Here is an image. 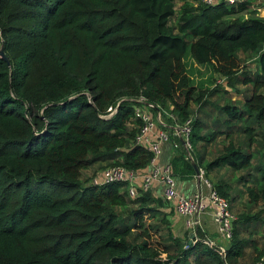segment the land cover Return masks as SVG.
I'll return each mask as SVG.
<instances>
[{
	"label": "trees",
	"instance_id": "16d2710c",
	"mask_svg": "<svg viewBox=\"0 0 264 264\" xmlns=\"http://www.w3.org/2000/svg\"><path fill=\"white\" fill-rule=\"evenodd\" d=\"M176 1L0 0V264H243L264 255V17L257 0ZM252 53L257 70L243 71L240 55ZM187 55L235 91L249 86L242 101L213 105L208 137L197 117L191 134L206 175L240 172L243 190L213 184L236 217L224 253L200 229L196 242L176 236L169 202L150 190L131 196L125 181L82 177L94 165L148 168L136 106L183 122L192 104H208ZM219 134L223 145L208 159ZM173 152L174 176L192 178L190 159Z\"/></svg>",
	"mask_w": 264,
	"mask_h": 264
},
{
	"label": "built area",
	"instance_id": "2783aa9c",
	"mask_svg": "<svg viewBox=\"0 0 264 264\" xmlns=\"http://www.w3.org/2000/svg\"><path fill=\"white\" fill-rule=\"evenodd\" d=\"M217 1L199 0L206 5H214ZM227 1L233 3L236 0ZM137 101L144 104L145 99L139 97ZM150 107L155 108L153 104L149 103L144 104V106H136L134 109V118L141 122L136 141L145 145L152 153L148 168L145 171H136L120 165L110 166L104 169L99 177H94L93 183L125 181L128 183L131 196H136L139 188L147 191L151 190L157 183L163 185L162 197L172 204L178 215L185 218V225L193 234L191 242H196L199 239L196 234L199 224L197 215L207 207L203 202V192L199 189L189 196L178 192L171 161L159 162V156L165 143H168L173 151H180L186 159H190L191 162L194 161L191 134L196 117L189 115L183 122H178L173 112L164 115L161 110L156 108L153 113ZM108 110L112 114L115 108L109 107ZM194 177L207 188L206 198L213 207V220L216 223L217 231L222 238L228 241L232 237V222L236 218L229 208L228 199L218 193L213 183L208 179L204 168L199 167ZM206 242L210 245L215 243L211 240H206ZM219 249L221 253H224L225 249L222 245L219 246ZM248 264H264V255Z\"/></svg>",
	"mask_w": 264,
	"mask_h": 264
},
{
	"label": "rangeland",
	"instance_id": "374dc122",
	"mask_svg": "<svg viewBox=\"0 0 264 264\" xmlns=\"http://www.w3.org/2000/svg\"><path fill=\"white\" fill-rule=\"evenodd\" d=\"M185 0H177L176 1V9H179L180 6L183 4ZM261 1V3L259 2ZM263 0H257L256 3H254L253 9H255L256 13L261 14L264 13V7H263ZM250 14L248 12H243L240 13L239 15H235L234 17H239V18H246ZM256 56L257 54L252 53L251 55L248 54H241V63L243 64V71L244 70H250V71H255L258 68L257 61H256ZM185 67L187 70V74L190 78V82L192 85H195L197 89L205 92V98H207L208 104L202 108L201 112L199 110V105L198 104H192L191 108V114L190 115H195L201 122L202 126L200 129L201 134H205L206 136L209 134L210 131L213 129V123L216 118H218V113L216 109L214 108L213 105L216 103H222L224 102L225 98H229L232 103H238L239 101L243 100V92L247 87L249 86H242L238 85L239 91H235L231 87L228 86L227 78L225 79L223 76L219 75L217 72H215L210 65H197L191 58L190 55H187L185 58ZM221 89H224L220 91ZM220 91V92H219ZM167 112L163 111V114L166 115ZM208 137V136H207ZM222 139H225V137L222 134H219L217 138H215L213 141L209 140L206 146V153H207V158L212 159L217 155L219 152L221 146L223 145ZM193 141V140H192ZM194 156H195V146H194ZM196 157V156H195ZM205 165V163H204ZM203 165V166H204ZM96 165H94L91 168L85 169L82 172V177L86 176H91L93 177H99L104 169H99L98 171H94V168ZM240 175V172H232L229 170L227 167H221L219 170H215L213 173H210L207 175L208 179L214 184L218 180V178L225 179L228 184L235 189H240L243 190V185L241 183L236 182V178ZM175 183L177 180V177H175ZM183 180V179H182ZM162 193L164 191V186H160ZM233 192V191H232ZM247 197L244 195L238 202L236 203L235 207L238 209L243 208V204L246 202ZM261 203H259L255 209L258 210L262 206H260ZM172 208H168L170 210ZM173 230V229H172ZM174 232V231H173ZM190 233L189 231L186 235H189L190 238ZM174 234L180 238H184L174 232ZM188 238V237H187ZM189 242V240H188ZM208 243V242H207ZM252 261L247 260L246 263L244 262L243 264H248L251 263Z\"/></svg>",
	"mask_w": 264,
	"mask_h": 264
},
{
	"label": "crops",
	"instance_id": "0c3cea01",
	"mask_svg": "<svg viewBox=\"0 0 264 264\" xmlns=\"http://www.w3.org/2000/svg\"><path fill=\"white\" fill-rule=\"evenodd\" d=\"M253 11H255V9H253ZM255 14L257 16L264 17V13L258 14L255 12ZM173 154L174 152L171 149L170 145L168 143H165L162 147L161 155L159 156V162L164 163L167 161H171ZM201 168H204V167H201ZM160 186L161 184L157 183L150 190L153 196L162 197V190ZM176 188L178 192L186 196L192 195L195 192H197V190L201 189V191L203 192V202L207 205V207L203 212H200L197 215L199 224L197 225L196 230L200 229L205 234L207 240H211L212 242L214 241L219 246L227 245V240H225L219 235L217 231L216 223L213 220V207L209 204L206 198L207 188L203 184L199 183L197 178L194 176L192 178H178L177 177ZM169 207L172 208L173 210V213L170 216V221H171V226H172L173 231L176 234L182 237H185L186 234L189 232V230L187 229L185 225V218L178 215L174 211V208L171 203H169ZM168 208H166L165 211L168 212L169 211ZM196 234H197V231H196ZM187 237L189 240L190 239L189 235H187Z\"/></svg>",
	"mask_w": 264,
	"mask_h": 264
},
{
	"label": "water",
	"instance_id": "95a60500",
	"mask_svg": "<svg viewBox=\"0 0 264 264\" xmlns=\"http://www.w3.org/2000/svg\"><path fill=\"white\" fill-rule=\"evenodd\" d=\"M0 57H2L3 59L7 60L6 56L4 55V52H3V48L2 46L0 47ZM192 164L194 166V169H195V172L197 173L198 172V167H197V164L195 161H192ZM193 236L192 233H190V240H189V243L191 242V237Z\"/></svg>",
	"mask_w": 264,
	"mask_h": 264
}]
</instances>
